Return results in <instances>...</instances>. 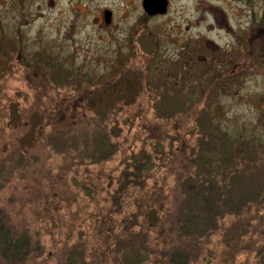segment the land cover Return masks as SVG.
<instances>
[{
	"label": "rangeland",
	"instance_id": "obj_1",
	"mask_svg": "<svg viewBox=\"0 0 264 264\" xmlns=\"http://www.w3.org/2000/svg\"><path fill=\"white\" fill-rule=\"evenodd\" d=\"M132 1L110 31L35 2L0 26V226L31 242L10 264H264L262 59L226 88L189 1L146 24Z\"/></svg>",
	"mask_w": 264,
	"mask_h": 264
},
{
	"label": "flooded vegetation",
	"instance_id": "obj_2",
	"mask_svg": "<svg viewBox=\"0 0 264 264\" xmlns=\"http://www.w3.org/2000/svg\"><path fill=\"white\" fill-rule=\"evenodd\" d=\"M143 1L138 0V6L143 12ZM166 2L164 15L150 17L144 12L142 19L146 24L148 21L168 17L172 10V0ZM189 1L186 7L191 12L186 22V32H190L192 26H197L201 21H207L211 32L222 33L223 38L228 41L225 50L224 87L233 88L238 85L239 79L247 72V58H261L264 63V0H180ZM35 2V7L47 8L57 16L54 22L68 24L70 29L83 22H88L99 31L103 29L110 31L115 20V10L133 9L132 0H0V26L8 22V9H14L15 18L11 19L14 24L19 25V20L28 25L25 16V5ZM200 13L201 18L199 17ZM206 18V19H205ZM25 21V22H24ZM90 21V22H89ZM141 21V19H140ZM2 31H0L1 34ZM180 28L178 35H183ZM192 40V39H190ZM178 53L197 55V49H188L179 46ZM214 48L211 53L218 50ZM215 57L212 63L215 65Z\"/></svg>",
	"mask_w": 264,
	"mask_h": 264
},
{
	"label": "trees",
	"instance_id": "obj_3",
	"mask_svg": "<svg viewBox=\"0 0 264 264\" xmlns=\"http://www.w3.org/2000/svg\"><path fill=\"white\" fill-rule=\"evenodd\" d=\"M220 194V193H219ZM218 198L219 195H218ZM208 209L205 210L207 212ZM209 225L215 226V222L211 221L209 214L207 215ZM220 220V219H219ZM217 225V224H216ZM31 253V242L26 236H15L4 225L0 226V261L14 263L24 262ZM170 262L172 264H187L188 257L176 252L174 256H171Z\"/></svg>",
	"mask_w": 264,
	"mask_h": 264
},
{
	"label": "water",
	"instance_id": "obj_4",
	"mask_svg": "<svg viewBox=\"0 0 264 264\" xmlns=\"http://www.w3.org/2000/svg\"><path fill=\"white\" fill-rule=\"evenodd\" d=\"M166 11V2L163 0H144L143 12L150 17L164 15Z\"/></svg>",
	"mask_w": 264,
	"mask_h": 264
}]
</instances>
